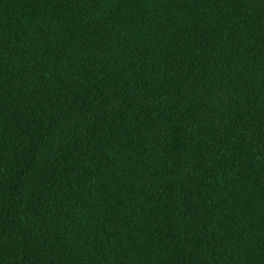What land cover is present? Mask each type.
<instances>
[{
  "label": "trees",
  "instance_id": "1",
  "mask_svg": "<svg viewBox=\"0 0 264 264\" xmlns=\"http://www.w3.org/2000/svg\"><path fill=\"white\" fill-rule=\"evenodd\" d=\"M0 264H264V0H0Z\"/></svg>",
  "mask_w": 264,
  "mask_h": 264
}]
</instances>
